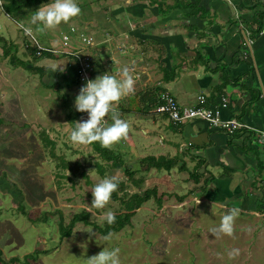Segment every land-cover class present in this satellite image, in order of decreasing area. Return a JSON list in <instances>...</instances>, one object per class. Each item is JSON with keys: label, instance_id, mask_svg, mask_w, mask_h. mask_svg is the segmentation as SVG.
<instances>
[{"label": "crops", "instance_id": "0c3cea01", "mask_svg": "<svg viewBox=\"0 0 264 264\" xmlns=\"http://www.w3.org/2000/svg\"><path fill=\"white\" fill-rule=\"evenodd\" d=\"M94 2L100 13L92 20L95 11L84 29L95 32L98 45L92 51L98 76L131 65L139 92L159 85L181 108L195 106L204 95L224 120L247 126L230 135L200 120L174 124L152 114L122 115L124 120L134 119L122 158L134 159L132 171H140L138 178L146 174L147 187L157 188V197L163 195L161 210L178 208L174 218L185 210L188 224L205 233L207 253L215 254L219 246L227 253L234 248L231 244L240 243V264H264V218L259 216L264 209V138L259 142L264 133V21L263 29L256 31L264 0ZM109 20L115 21L114 30L108 28ZM248 39L254 41L252 51ZM39 63L48 78L53 73L63 83L72 82L67 88L81 89L72 59L51 57ZM139 119L144 120L141 126ZM147 120L150 124L144 128ZM147 157L175 162L166 163L173 165L171 171L142 167L141 160ZM198 169L204 174L201 178ZM170 199L174 203H168ZM221 203L241 209L232 237L216 238L210 232L224 214Z\"/></svg>", "mask_w": 264, "mask_h": 264}, {"label": "rangeland", "instance_id": "374dc122", "mask_svg": "<svg viewBox=\"0 0 264 264\" xmlns=\"http://www.w3.org/2000/svg\"><path fill=\"white\" fill-rule=\"evenodd\" d=\"M94 1L77 0L82 10L80 16L62 23L55 30H47L43 34L34 32V37L44 46L51 44L54 48H61L62 34H69L71 27L79 33L93 36L95 32L92 29L84 28L95 11L97 13L92 20L100 13ZM51 2L47 0L46 5ZM2 4L0 0V35L17 42L21 47L18 57L31 61L22 45V29L7 16ZM114 26L115 21L109 20L108 28L114 30ZM78 37L72 34L74 43ZM39 64L44 66V62ZM52 75L41 79L40 74L28 69H14L9 59L3 57V44L0 43V250L2 259L6 261H0V264H82L83 258L98 254L103 247H119L121 264H240V255L235 259L229 258L231 249L226 253L219 246L215 254L207 253L205 233L197 230L196 225L188 224L185 210H180L183 215L174 218L178 208L169 206L165 211L161 210L154 198L136 211L129 226L113 232L110 241H105L104 235L95 228L82 223L76 225L70 237L61 238V219L67 225L75 214L86 209L91 213V221L103 224V214L108 210L120 213L121 205L111 200L104 209L87 207L92 204V188L103 179L95 168L100 159L91 145L74 144L70 140L73 128L68 121L69 111L80 113L74 106L80 90L75 86L67 88L71 81L63 83L61 77ZM56 81L60 83V93L51 88ZM62 93H68L69 101L60 97ZM80 114L81 117L85 115ZM133 120L130 116L126 118L129 126ZM142 120L139 119L140 126L144 124ZM79 121L82 120L78 117L76 122ZM149 124L147 120L144 128ZM43 131H47L50 139L56 142L58 156H64L72 167L81 163L82 169L73 173V170L58 167L50 148L44 145ZM133 131L130 126L129 132ZM110 148L121 154L126 150L124 140ZM125 160L133 170L135 165L131 163L134 159ZM83 170L88 173L90 183L83 178ZM123 171H109L107 177L117 176L122 181ZM143 175L145 177L146 174ZM147 186L145 183L143 189L146 190ZM128 191L133 194L138 189L130 186ZM168 203H174V200L170 199ZM231 245L240 248V243ZM37 249L41 252L36 260L26 261L24 257ZM13 258L19 260L12 262Z\"/></svg>", "mask_w": 264, "mask_h": 264}, {"label": "clouds", "instance_id": "9594fccd", "mask_svg": "<svg viewBox=\"0 0 264 264\" xmlns=\"http://www.w3.org/2000/svg\"><path fill=\"white\" fill-rule=\"evenodd\" d=\"M81 8L77 0H52L47 5H42L32 12L27 21H13L25 35L32 37L33 33H45L47 30H55L62 23H68L81 15ZM64 71L63 67L59 69ZM137 76L131 65H125L118 73L105 72L94 80H87L81 87L75 100V109L80 113H87L86 121L74 122L75 127L70 132V140L74 144L90 145L100 143L104 147H111L122 140H126L129 133V124L121 118L116 105L135 92ZM107 117V119H106ZM109 118L110 121L109 122ZM92 172V171H90ZM89 172V173H90ZM120 178L117 176L105 177L100 180L91 190L93 200L89 209H104L111 201L113 193L118 191ZM200 203V200L198 204ZM215 205L213 204L212 207ZM224 209L218 227L210 230L213 237L221 235L232 237L235 233L236 220L241 215V209L236 206L229 207L221 203ZM101 219L111 225L115 223L116 216L111 210L106 211ZM114 233L109 232L103 237L110 241ZM119 247H103V250L90 258H83L82 264H121ZM230 259L240 255V250L233 248L228 252Z\"/></svg>", "mask_w": 264, "mask_h": 264}, {"label": "trees", "instance_id": "16d2710c", "mask_svg": "<svg viewBox=\"0 0 264 264\" xmlns=\"http://www.w3.org/2000/svg\"><path fill=\"white\" fill-rule=\"evenodd\" d=\"M2 8L8 17L13 19L14 21H20L27 18L32 12L38 10L42 5H46L47 0H2ZM258 23L257 32H260L263 29V21H264V12L258 16L256 19ZM0 43L3 44V57L9 59V63L14 69L24 68L30 70L34 74H40L41 79L46 77L47 70L39 67L38 63L46 58H62L66 57L65 55H54L52 53L43 52L42 55H37V49L35 46L30 44L29 48H25V55L30 57L31 61H27L25 59H21L18 57L20 45L10 40L3 35H0ZM79 83V81H78ZM60 83H54L52 89L56 92H62L60 90ZM169 93L167 90L162 89V87L154 86L146 90L145 92H139L136 95L129 96L126 100L119 102L118 111L121 116L123 115H131V114H152L153 116L162 115L164 118L168 119L171 122L168 115L160 114L156 112L158 107L163 105L164 100L162 95ZM170 94V93H169ZM172 95V94H171ZM173 96V95H172ZM61 98L69 101L70 97L68 93H62L60 95ZM174 97V96H173ZM175 98V97H174ZM207 105L208 101H207ZM215 107V106H214ZM79 117L78 113L73 112L72 109L69 111L68 121L71 123L72 128L74 129L77 118ZM80 119V117H79ZM42 137L44 141V145L46 148H50V154L54 159L58 161V167L63 170H73V173H77L80 169H82L81 163H75V166L72 167L69 161H66L64 156H58L56 154V142L51 140L47 131L42 132ZM93 148V151L98 153L99 162L95 163V168L100 175L101 178L107 177L109 171L116 170H124V180H120L118 191L113 193L111 200L113 202H119L121 205V212L115 213L116 220L114 224L109 225L106 220H104L103 224H99L96 221H91V213L86 209H82L81 212L75 214L69 224L65 225L64 221L61 219L59 224V233L61 238L70 237L72 235L73 229L77 224L82 223L84 226H89L98 230V232L102 235H107L109 232H120L125 229L127 226L131 224V219L136 215V211L143 207L146 203L151 201L153 198L157 203L160 209L163 208V195L161 197H157L158 192L157 188H147L144 190L143 185L145 186L146 179L144 177H137L138 174H141L140 171H132L125 159L122 158V154L113 151L110 147H104L100 143L96 142L90 144ZM175 162L172 160L158 158L155 157H147L141 160L142 167L147 166L148 168L163 170H170L172 166H168L166 163ZM171 171V170H170ZM199 169L196 171V175L200 178L204 176V174H200ZM83 178L86 179L88 183H90V178L88 173L83 170L81 172ZM64 177V175H63ZM130 186L138 189L137 192L133 194L129 193ZM173 196L172 194L170 195ZM184 197L180 198L179 201L183 200ZM98 211V210H96ZM98 214V212H96ZM101 215V214H99ZM40 250H36L34 253L25 256V260L29 262V260H36L38 254H40ZM15 260H19L18 258L11 259L12 262ZM0 261L2 263H6L4 259H2V251L0 250Z\"/></svg>", "mask_w": 264, "mask_h": 264}, {"label": "built area", "instance_id": "2783aa9c", "mask_svg": "<svg viewBox=\"0 0 264 264\" xmlns=\"http://www.w3.org/2000/svg\"><path fill=\"white\" fill-rule=\"evenodd\" d=\"M23 31V30H22ZM24 33V32H23ZM71 33V34H70ZM72 34L79 35L78 47H76ZM23 47L24 49L29 48L30 44L36 47L37 55H42L43 52L52 53L54 55H65L66 57L72 59L77 65V79L79 81L80 86L85 85L87 80H94L98 76L97 72V60L93 55V49H96L97 42L94 37L91 35H86L85 33H79L77 29L70 28L69 34H62V47L54 48V46L46 47L40 44L37 39L34 37H29L24 33ZM248 48L252 51V47L254 41L252 39H248ZM119 70L114 71L113 73H118ZM139 93V89L135 86V92L132 95H136ZM128 96V97H129ZM164 103L156 112L164 115H168L171 122L174 124L185 123L190 120H200L202 122L208 123L211 127L216 130L226 132L227 134L234 135L236 132L243 130L247 126L241 121L231 119L224 120L221 115V111L218 107L208 106L207 98L204 95H199L197 98V104L190 108H181L176 99L169 93L162 95ZM228 103L227 99L222 100V105L226 107ZM82 121H86L88 119V114L85 113L83 117H81ZM107 119V117H106ZM109 122L110 118H109ZM264 133L259 137V142L263 143ZM260 217L264 218V209L259 214Z\"/></svg>", "mask_w": 264, "mask_h": 264}]
</instances>
